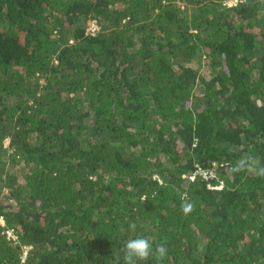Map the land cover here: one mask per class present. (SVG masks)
Here are the masks:
<instances>
[{
	"label": "trees",
	"instance_id": "obj_1",
	"mask_svg": "<svg viewBox=\"0 0 264 264\" xmlns=\"http://www.w3.org/2000/svg\"><path fill=\"white\" fill-rule=\"evenodd\" d=\"M226 1L0 0V264H264V0Z\"/></svg>",
	"mask_w": 264,
	"mask_h": 264
},
{
	"label": "clouds",
	"instance_id": "obj_2",
	"mask_svg": "<svg viewBox=\"0 0 264 264\" xmlns=\"http://www.w3.org/2000/svg\"><path fill=\"white\" fill-rule=\"evenodd\" d=\"M89 21L92 22L96 20L90 19ZM87 29H88V24L86 28V35H90L87 34ZM98 32L96 33V35L98 34ZM242 169L258 176H264V166H262L260 164V161L254 156H248L245 160L235 165L232 168V171L238 172ZM181 209L185 214H189L194 210V205L191 202H188L187 200H183L181 204ZM130 228L132 230H135L136 225L133 223L130 225ZM121 251L123 253L122 256L123 264H137V261L148 260L149 257L153 255H155V259L157 260L158 264H160V262L167 255V247L165 246V244L163 243L158 244L155 250H153L152 241L145 237H137L134 239L127 240L124 243ZM24 257L25 254L23 256V259ZM117 264H119V258L117 259Z\"/></svg>",
	"mask_w": 264,
	"mask_h": 264
},
{
	"label": "built area",
	"instance_id": "obj_3",
	"mask_svg": "<svg viewBox=\"0 0 264 264\" xmlns=\"http://www.w3.org/2000/svg\"><path fill=\"white\" fill-rule=\"evenodd\" d=\"M98 31H99V26L96 23V21L90 22V25L88 24L87 34L95 36ZM208 177H210V176H208ZM208 177H206V178H208ZM7 234H8V236L13 238V241L15 243L17 239H16V237H14L13 232L12 231H8ZM25 256H26V253H25Z\"/></svg>",
	"mask_w": 264,
	"mask_h": 264
},
{
	"label": "rangeland",
	"instance_id": "obj_4",
	"mask_svg": "<svg viewBox=\"0 0 264 264\" xmlns=\"http://www.w3.org/2000/svg\"><path fill=\"white\" fill-rule=\"evenodd\" d=\"M236 2H237V0H227V1H226V4H227L228 6H232V5H235ZM87 24L90 25V21H89ZM5 144H6V146H7V144H9V140H6V143H5ZM0 225H1V226H4V222H3V220H0ZM8 231H11V230H7V231L4 232V233L6 234V236H7V238H8L9 240H13L12 237L8 236V234H7ZM14 237H15V236H14ZM28 249H29V248H23V253H24V254L27 253Z\"/></svg>",
	"mask_w": 264,
	"mask_h": 264
}]
</instances>
